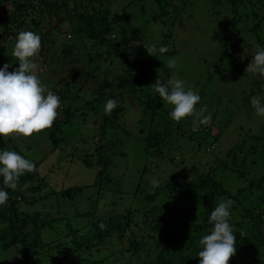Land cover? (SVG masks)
<instances>
[{"label": "rangeland", "instance_id": "1", "mask_svg": "<svg viewBox=\"0 0 264 264\" xmlns=\"http://www.w3.org/2000/svg\"><path fill=\"white\" fill-rule=\"evenodd\" d=\"M53 1L55 8L61 5L60 9L63 13L61 16L52 17L51 20L47 19L42 26V32L33 27H24V29L41 37L40 53L33 58L34 62L40 65L37 75L54 94L60 98L65 97V99L61 98L64 99L61 104L62 111L69 112L70 115H65L58 109V118L50 129L43 130L38 134L34 133L30 138H24L16 134L7 138L13 139V142L10 145H5L3 151H16L26 159L32 160L37 165V170L32 173L34 174L33 180L36 181V184H39L41 179L37 177H43L46 182V185L40 186L38 191L28 193V198L39 197V199L26 210L35 211L39 210L37 207H40L41 210L47 211L52 204L48 200L54 198L59 201L60 208L66 206L67 203V212L71 215L76 214V198L62 200L59 198L58 192L66 190L68 186L72 187L71 185L74 183L80 185L86 182V184H89L92 179L94 180L93 183L96 184L95 171H92V173L89 170V172L84 171L87 168L82 166L78 160L90 152L94 153V159L92 160L96 162L95 150L105 144L108 148V154H105L108 159H105L106 163L104 162L103 166L96 165L98 170L104 167L108 175L101 182L108 181L110 183L108 187L119 194L128 193L129 196L138 194L146 188V182L152 188H155L161 185L170 175H175L176 171L184 166L186 168L189 166L190 169L193 167L192 172L187 176L189 180L196 177L193 171L200 174L201 178H206V175L211 176L215 172V175H217L215 179L217 192L221 190L229 192L232 197L227 199L234 201L230 208L229 223L240 234L243 232L244 236H247L253 244L252 249L248 247L245 254L251 252V255L258 256L256 261L264 263V223L254 226L250 219L244 216V211L246 213L253 212L257 215L256 209L258 207H260V211H264V192L263 190H247L243 191L241 195H237L238 189L246 186V183L237 185V182L233 181L231 176H228L229 173H225V170L221 167V164H228L231 161L227 158L228 150L239 144L247 134L264 138V117L256 115L255 109L250 106V103L243 107L251 93L260 97L261 102L264 103V91L257 90L260 84L256 83V79L254 80L255 75L245 71L251 61L246 59L245 62L239 58L236 61L239 72L228 79L219 71H215V58L222 49V39L225 34L231 35L234 32L229 21L231 16L228 14L230 11L228 6L221 0H162L161 6L164 5L167 15L165 17L162 14L159 19L164 20L162 22L165 28L161 30L157 26L154 27L153 23L154 29L149 28L146 31L142 27V19L145 20L155 16L159 12L158 7L154 5V0L134 3L127 10L128 27L134 29L135 32L137 31L136 35L138 37L137 40H133L132 46L141 45L142 43L145 46L155 45L159 38L170 33L172 38L170 49L174 51L171 58L177 59V67L175 69L167 67V61L170 58L165 54L145 57V55L139 54L140 49L129 48L123 51L122 47L119 46L116 55H112L105 62L100 60L101 62L96 64L97 68L100 66L96 73L97 76L91 77L87 76L84 69V64L91 65V63L85 62L84 59L89 56L94 59L95 51H90L89 48L85 50L86 46L89 45V41L85 36L83 39L75 35V31L81 28L84 29L81 20L83 9L79 11V7L86 3V0H82L83 3L80 0H64L66 10H64L62 0H52V3ZM131 1L106 0L104 2L105 11L109 16H118L121 14L120 8ZM258 3L264 5V0H242L243 5L237 7L238 15L246 18V21L241 22L237 29L252 46L250 51L243 49L242 52L248 51L250 53L260 49L258 43L253 42L256 36L254 37L246 31V28L251 27L256 22L250 16V10L252 5H258ZM13 6L11 3L1 5L0 12L2 16L10 14ZM93 6H88L87 15L92 19V23H97V19L93 15L98 9V4ZM142 8L143 12L141 11ZM260 11H264V6ZM259 23L261 28L258 31V36L262 29L260 37L264 40V20L259 21ZM138 28L141 34L138 32ZM48 30L51 31L49 36L44 34ZM21 31L24 30L19 32ZM150 31L155 35L153 38L145 36L146 33L149 35ZM19 32L13 28L7 39H2L0 36V43L7 44L0 53V68L6 63L10 65L9 71L19 67L18 61L12 56ZM130 34L129 36H133ZM113 35L110 36V40L114 43L115 41L118 42L117 37H115L116 34ZM69 46L72 47V50L69 49ZM105 50V48L100 49V52L104 54ZM141 53L144 52L141 51ZM62 56L70 57L69 60L67 58L68 65L76 68V72L71 69L72 67L68 68L70 70L68 72L65 66H58L59 63H62ZM124 60H127V64L123 62ZM146 60L152 63L146 66L143 63ZM128 63L132 64L131 72L133 75L127 89L122 91L116 83L115 88L107 89L108 80H112L111 77L114 74H120L118 71H120L122 65L127 67ZM81 64H83V67ZM63 68L67 75L63 73L56 74L58 70L61 71ZM167 72H169L168 79L175 75L184 80L186 88H192L200 95L201 100L196 108L199 110L204 105L207 106L208 113L212 114L209 126L201 125L197 131H193V117L182 119L178 123L170 119L169 112L172 106L167 105L159 96L156 97L155 91L150 86L158 78L165 81ZM83 77L86 82H91V89L88 88L87 91H81L83 86L78 88L76 84V79ZM141 84L142 87H140ZM251 84L255 85L252 89ZM144 93H148L150 97L156 99L162 105L161 110H158L155 114L158 130H151L152 133L154 131L152 139L170 124L168 128L171 133L166 139L162 138L163 145L160 152L155 147L158 140L155 141L153 149H145L147 144L145 142L143 144V140H140L141 137L138 136L137 129H139V126L135 124L134 120H130L131 116L132 118L138 116L136 112L139 113V106L142 107L143 105H137L140 98L135 97V94ZM129 94H132L134 98L130 97ZM108 99H114L118 102V107L113 110V112H118V116L114 119L111 113L112 125L106 127L101 115L104 114L109 117L104 110ZM143 99L146 100L147 98ZM166 123L168 125H165ZM192 134L197 135L194 141L189 140ZM145 136L144 133L142 137ZM156 138L158 139L159 136H156ZM7 139L0 138L1 141ZM118 142L123 143L122 147L119 146ZM53 144H56L54 145L55 150H52ZM263 144L264 139L260 142V146ZM247 145L256 144L254 140H251L247 141ZM99 153L103 155L101 150H99ZM238 160L240 161L241 158ZM217 171H221L219 172L220 175L217 174ZM35 173L37 174L35 175ZM233 176L236 177L235 174ZM197 181L193 184L197 201L202 202L205 196L212 197L211 208L215 209L221 199L227 200L225 197L219 198L216 196L214 198L213 188L209 186L211 184H208V187H200L202 181L198 177ZM235 185L237 186L235 187ZM87 190L84 191L85 193L82 196L86 194L85 198L87 200L92 199L87 197L89 189ZM261 200L263 201L261 202ZM18 203L17 199L16 205ZM122 208L125 213L127 209L138 210V215H135V217L139 219L143 216L138 202L134 204L126 202ZM133 226H135V223H133L131 229L126 230L123 234L120 232L117 238L112 239L111 244L108 245V250L117 253L118 257L115 255L116 258L129 259L127 254L120 256L119 252L121 253L122 250L127 248V238L130 237L131 232L138 230V226ZM255 236L259 237L261 241H256ZM108 253L109 251L106 250L103 255L108 256ZM6 254L2 253V255ZM1 258L7 264H18L17 261L20 257L18 256V260L13 256L10 258L1 256ZM235 263L238 264V262ZM193 264H199V257L195 258Z\"/></svg>", "mask_w": 264, "mask_h": 264}, {"label": "trees", "instance_id": "2", "mask_svg": "<svg viewBox=\"0 0 264 264\" xmlns=\"http://www.w3.org/2000/svg\"><path fill=\"white\" fill-rule=\"evenodd\" d=\"M80 1L83 3L82 0ZM105 1L86 0V3L79 7V11L83 9L81 20L84 29L81 28L75 31V35L83 39L84 36L87 38L89 45L86 46L85 50L89 48L90 51H95L94 59L92 56L84 59L85 62L91 63V65L84 64L87 76L91 77L97 76L96 73L100 66L97 68L96 64L101 61L105 62L112 55H116V50H118L119 46L122 47L123 51L129 48L134 50L140 49L139 54L145 55V57L150 56L143 43L136 45L139 47L132 46L133 40L138 39L136 35L137 31L135 32L134 29H130L127 24L128 8L134 3H142L145 0H132L120 8L121 14L118 16H109L107 14L105 11ZM221 1L230 9L228 12L229 16H231L229 21L234 32L231 35H224L221 43L222 49L215 58L214 67L215 71H219L228 79L239 72L236 67V61L239 58L245 62L246 59L251 61L257 51L248 52L252 46L249 45L248 40L246 41L239 29H237V26L241 22L246 21V18L238 15L237 12V7L243 5L242 0ZM10 3L14 5L13 10H10V14L2 16L0 12V36L2 39H7L8 34L12 32L13 28L19 32L20 30L26 31L24 27H33L37 31L42 32V26L47 19L51 20L52 17L57 18L63 14L60 9L61 5L55 8L54 1L52 3V0H0V6ZM62 3H64V10H66L65 1L62 0ZM154 3L158 7L159 12L153 17L146 18L145 20L142 19V27L146 31L149 28L154 29L153 23L154 27L157 26L161 30L165 28L162 22L164 20H160L159 18L162 14L166 17L167 10L164 8V5L161 6L162 0H154ZM97 4L98 9L93 16L97 19L98 24L92 23V19L87 15L88 6ZM263 6V3L252 5L250 16L256 22L251 27L246 28V31L250 32L254 37L256 36L253 42L258 43L259 48H264V40L260 37L262 29L258 36V31L261 28L259 21L262 22L264 20V11H260L263 9ZM141 11L143 12V8ZM138 32L141 34L139 28ZM50 33L51 31L49 32L48 30L44 34L49 36ZM129 33L133 36H129ZM113 34H116L115 37H117L118 42L115 41L114 43L110 40V36ZM145 36L147 38H153L155 35L150 31L149 35L146 33ZM171 39L170 33L164 34L155 43L157 49L161 46L168 48L167 52L162 53L168 58H171L174 54L173 49H170ZM6 45L3 42L0 43V53ZM69 47L72 50V47ZM103 48L106 49L104 54L100 52V49L102 50ZM243 49L248 51L242 52ZM141 51L144 53H141ZM159 54L162 55L158 51L156 56ZM62 57V63H59L58 66H65L68 72H70L68 68L72 67L71 69L76 72V68H73V66L69 67L68 65L67 58L69 60L70 57ZM123 62L127 64V60ZM143 63L147 66L152 62L146 60ZM81 66L83 67V64ZM65 69L58 70L56 74L63 73L67 75ZM131 70L132 64L128 63L127 67L122 65L120 71H118L120 74H114L111 77L112 80L110 79L111 82L107 79V89L115 88L116 83L119 89L125 91L130 85V78L133 75ZM165 77L167 80L169 72H167ZM255 79L257 80L256 83L260 84L257 90L264 91V78L255 75ZM85 80L84 77L76 79L78 88L83 86L81 91H87L88 88L91 89V82H86ZM114 80L115 82H113ZM254 86V84H251V89ZM140 87H142V84ZM155 95L156 97L159 96L156 92ZM129 96L134 98L132 94H129ZM253 96L254 94L251 93L243 107L248 103L251 106L250 99ZM135 97L140 98L137 105H143L142 107L139 106L140 112H136L138 116L134 118L131 116L130 120H134L135 124L139 126V129H137L138 136L141 137L140 140H143V144L144 142L147 144L145 149H153L155 141L158 140V144L155 147L160 152L163 145L162 138L164 137L166 139L171 133L168 128L170 124L168 125L166 123L165 125L168 126L162 132L156 134L159 138L157 139L155 136L152 139L154 131L152 133L151 130H158L156 124L157 118H155L157 116L155 114L158 110H161L162 105L156 99L150 97L148 93L135 94ZM61 98L65 99L64 96ZM143 98L147 99L145 100ZM64 99H61V104ZM59 111L65 113V115H70L69 112L62 111V107ZM117 116L118 112L112 111V117L115 119ZM101 118L106 123V127L112 125L110 115L108 117L103 114ZM144 133L146 136L143 138L142 135ZM196 137V134H192L189 140L194 141ZM263 139L260 136H249L247 134L239 144L228 150L227 158L231 159L230 163L221 164L225 173H229L228 176H231L233 181L237 182V185L239 183H246V186L238 189L236 192L237 195H241L243 191L247 190H263L264 192V144L260 146V142ZM251 140H254L256 145H247V141ZM12 142L13 139L0 140V152L3 151L5 145H10ZM118 143L122 147L123 143ZM54 145L56 144H53L52 150L56 149ZM259 146L260 150L258 149ZM99 150L102 151L103 155L99 153ZM95 151L96 162L92 160L94 159V153L90 152L80 157L78 162L87 168L84 171H91V173L95 171L97 178L95 180L96 184L93 183L94 180L92 179L89 184H86V182L80 185L74 183L71 185L72 187L68 186L66 190L58 192L59 198L62 200H73L76 198V214L73 215L67 212V203L66 206L60 208L59 201L54 198L48 200L49 203H52L48 207L50 210H41L40 207H37L39 210L35 211L26 210V208L34 205V202L39 199V197L28 198V193L38 191L40 186L46 185L43 177H37L43 180V182L40 180L39 184H36V181L33 180L34 174L25 173L19 178L18 187L14 191L5 188L3 177H0V189L8 191L9 193L8 202L5 205H0V264H7L1 256L3 258L13 256L17 260L19 256L18 264H193L195 258L198 257V253L202 250L199 240L203 236L210 234V230L213 227V225L208 223V219L214 210V208H211L213 203L212 197L205 196L202 202L196 200V192L194 191L193 184L197 181V177L202 181L200 187H208V184H211L209 186L213 188L214 198L216 196L219 198L225 197L226 199L232 197L225 190L217 192L215 187L217 175H215V172L211 176L206 175V178H201L200 174L193 171L196 177L189 180L187 176L192 172L193 167L190 169L189 166L187 168L184 166L176 171L175 175L172 174L166 178L161 185L152 188L146 182L145 189H142L138 194L129 196L128 193L119 194L109 188L110 183L108 181H105V183L101 182L108 175L104 167L98 170L97 165L103 166L104 162L106 163L105 159L108 158L105 154H108V148H106L105 144H102ZM240 158L241 160L239 161L238 159ZM53 167L55 168V165ZM219 172L221 171H217V174ZM87 189H89L87 197H91L92 199L87 200L85 198L86 194L82 196ZM17 199L20 203L18 205H16ZM126 202L133 204L138 202L143 216L140 219L135 217V215H138V210L127 209L125 213L122 207ZM259 208L256 209L257 215L253 212L246 213L244 211V216L248 217L254 226H259L264 223V211H260ZM101 222L107 225L106 230H101L98 227ZM133 223H135V226H138V230L131 232L130 237L127 238V248L122 250L121 253L119 252L120 256L127 254L129 259L122 257L116 258L117 253L108 250L107 247L111 244L112 239L117 238L120 232L123 234L126 230L131 229ZM233 228L234 235L237 238L236 254L230 259L229 264H236L235 262H238V264H264L256 261L258 256L255 254L251 255V252L245 254L248 247L252 249L253 244L247 236H241L240 232L236 231L234 226ZM255 240L258 242L261 241L257 236H255ZM103 248L105 249L104 251L102 250ZM106 250L107 252L109 251L108 256L103 255ZM2 253L7 254L2 255Z\"/></svg>", "mask_w": 264, "mask_h": 264}, {"label": "clouds", "instance_id": "3", "mask_svg": "<svg viewBox=\"0 0 264 264\" xmlns=\"http://www.w3.org/2000/svg\"><path fill=\"white\" fill-rule=\"evenodd\" d=\"M41 46V37L38 34L32 31L19 32L12 53L19 67L9 71L10 65L6 63L0 68V138L7 139L13 134L30 138L34 133L50 129L58 118L61 98L42 83L37 75L40 65L33 59L39 55ZM144 47L150 56H156L157 51H168L165 46L159 49L155 45ZM167 67L175 69L177 59L170 58ZM245 71L264 78V48L257 50ZM150 86L167 105L172 106L169 116L173 121L178 123L182 119L193 117V131H197L201 125L211 124L212 114L208 113L206 105L197 110L196 105L201 97L192 88H186L183 79L175 75L166 81L158 78ZM251 106L256 115L264 117V103L260 97H252ZM116 107L118 102L108 99L105 114L111 115ZM36 170V164L32 160L26 159L16 151L0 152V177H3L5 188L16 190L19 178ZM8 200V191L0 189V205H5ZM233 204L231 199H221L211 212L208 223L213 227L210 234L199 240L202 246L198 253L199 264H229L236 254L237 238L233 226L229 223L230 208ZM98 227L106 230L107 225L101 222ZM243 235L242 232L241 236Z\"/></svg>", "mask_w": 264, "mask_h": 264}]
</instances>
